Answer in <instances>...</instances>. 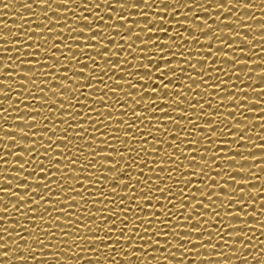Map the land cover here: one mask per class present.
Returning a JSON list of instances; mask_svg holds the SVG:
<instances>
[{
  "label": "snow or ice",
  "instance_id": "6c2138e0",
  "mask_svg": "<svg viewBox=\"0 0 264 264\" xmlns=\"http://www.w3.org/2000/svg\"><path fill=\"white\" fill-rule=\"evenodd\" d=\"M36 2L47 5L49 0ZM54 2L69 5L73 11L80 12V15L73 16L72 23H66L67 17L64 14L69 8H55L56 12L61 13L60 19L53 16L42 20L43 26L30 27L22 33H12L21 37L10 41L13 54L19 63L9 64L4 56H0V75L12 76V72H5L4 69L15 68L16 75L24 77L16 81L17 87L31 93L21 99L40 105H25L24 110L33 114L27 118L23 115L14 118L29 128H36L35 132H28L24 127H5L4 119L7 117L0 119V128L3 129V132H0V140L15 142L11 146L8 143L0 144V150L10 147L22 148L20 151L11 152V161L6 159L9 152L4 151L0 155V164L11 163L21 169L13 173L21 182L14 184L7 176L0 178L6 184H14L16 189L26 190L21 194L12 187H0V192L15 198L9 202V207L0 205V212L15 211L18 213L17 219L21 220L19 225L9 223L8 227H4L0 224V232L4 233L0 239L6 241L5 244H0V248H6L8 243H11L8 241V237L12 235L8 231L9 227H20L21 231L27 229L29 232L27 236L16 233L18 239L14 242L17 244L20 239L33 240L38 245L51 248L52 245L47 244V241H52L59 235L70 237V240H57V245L75 244L79 241V245L95 246L87 249L89 253L99 252L101 248L107 247L111 254L117 244L128 242L124 251H128L129 256H125L124 251L116 253L126 262L132 255H144L143 252H132L133 247L153 248V245H156L167 248V254L162 258L166 264H172L173 260L169 259V256L177 255L172 252L173 247L182 249L181 256L190 251L198 254L201 248L215 249L217 245L211 243L213 233L217 239L224 240L221 232L229 237L225 241L226 244L251 247L250 244L241 243L242 239L250 237L248 232L239 229L247 227L251 231L256 228L264 235V226L254 227L253 224L248 225L245 219L236 221L235 218L249 215L256 217L257 213H264V195H261L264 193V187H252L250 190L243 187L253 181L261 182V176L264 175L258 173L264 171V158L258 155H241L239 142L247 141L248 137L245 139L240 133L248 124L254 123L253 120L243 117L241 110L264 113V99L255 96L249 98L241 93L264 94V86L237 87V84L244 81L233 77L241 75L237 65L249 64L248 61L264 64V59L237 60L230 52L219 51L221 45L233 49L234 44H229L226 39L214 38L225 34L242 36L238 43L260 47L261 52H264V47L253 45V40L248 36L227 27L229 24H236L242 28H251V25H241L239 20L221 19L220 15H215V20L225 25L219 28L214 22L210 24L204 16L197 15L198 12L209 15L221 10L230 12L228 5H234L236 0H226V3L222 0H204L203 4L197 3V0H172L171 7L165 4L164 0H160V3L165 4L164 10L154 9L156 15L143 11L144 8L152 6L153 0H142V3L134 0L131 4L126 0H117L116 6L121 9L140 10L137 20L138 17H144L143 24L130 20L132 12L125 15L116 13L115 19H105L96 11L101 4L95 0L92 4H88L86 0ZM102 2L107 5L109 0ZM260 5L264 6V0H261ZM3 6L7 8L8 4L3 3ZM32 6L30 3L24 4L25 8ZM242 6L253 8L250 3H244ZM81 8L92 15H84V12L80 11ZM187 8L194 10L185 12L184 19H171L173 24H169L165 19L169 13L179 16L177 9ZM104 11L112 13L113 9L105 7ZM161 12L164 15L158 14ZM188 17H195V20ZM258 19H264V8ZM97 20L103 23H96ZM196 20L201 23L197 24ZM51 24L56 26L48 27ZM62 24L65 26L61 27ZM134 25L141 31L122 34L128 33ZM258 26L264 29V23ZM181 27L185 30L181 31ZM23 28V24L18 27ZM105 29H112L115 34L111 35ZM154 29L156 31H153ZM169 29L175 34H170ZM188 29L192 30L191 34ZM29 32L38 35H29ZM59 33L71 34L66 38ZM161 33L167 40L160 39ZM201 37L206 39L201 40ZM134 38L139 42L135 47L131 43ZM0 39L9 40V37L2 35ZM259 39L264 41V35ZM119 41H124L130 51L124 50L125 44ZM213 44L215 46H212ZM0 51L7 52L8 49L0 45ZM237 51L243 53L245 49L239 48ZM131 52L139 55L131 57ZM113 57L116 59L113 60ZM130 57L132 71H126L123 66L129 64ZM225 58L233 63L226 64ZM7 59L11 60L12 55ZM247 71L251 72L252 69ZM101 72L117 86L105 83L104 76L99 75ZM109 72L112 74L108 75ZM116 73L134 76L137 83H133L131 79H118ZM260 74L264 75V71ZM0 83L11 87L7 80H0ZM170 85L172 87H169ZM65 89L67 91H64ZM82 89L85 91H81ZM132 89L136 91L133 92ZM188 90L192 95H189ZM0 95L7 96L8 93L0 90ZM81 96L84 98L81 99ZM54 97H59V100L53 99ZM113 97L119 99H112ZM129 97L134 102L120 103L121 100L127 102ZM4 102L0 100V104ZM7 103L11 106L13 101L8 100ZM249 104L261 107H249ZM6 112L7 109L0 108V116ZM258 117L260 119L255 117V120L260 121L259 127L264 129V115ZM238 119H244L247 123H238ZM37 121L39 123H36ZM45 121L51 123L46 124ZM9 132H18L21 138L4 134ZM261 133L264 132H257L256 135L264 140ZM29 136L33 139H25ZM252 146L264 153V143L257 144L252 141ZM246 150L252 151L251 148ZM16 157L24 158L23 162ZM250 160L259 163L252 167L239 164L233 166L232 163ZM29 162L34 166L26 169ZM253 167L256 172H253ZM26 172L30 174L26 175ZM231 172L251 175L250 178L241 176L237 179ZM30 177L32 179H29ZM227 181H232V184ZM237 192L241 195H234ZM245 193L248 195L247 199L244 198ZM117 196L120 197L119 200ZM2 199L0 196V200ZM249 206L253 211H247ZM92 207H96V212L90 211ZM81 211L84 217L98 218V221L103 223L84 220L78 224L77 221H80L82 216L77 213ZM218 217H223V224ZM21 218L28 221L39 220L45 227L33 235L39 225L33 228ZM8 219L9 217L0 215V221ZM89 221L94 222L95 227ZM192 223L203 226L193 227ZM53 229H59V232ZM100 229L105 233L118 234L115 235V243H102L113 239L107 234L71 235L81 231L98 233ZM149 232L152 233L151 236L147 235ZM133 235L137 237L136 241L133 240ZM157 237H164L165 240L162 242ZM139 240L150 242L140 245ZM181 241L198 247H185ZM205 241L209 243L206 244ZM169 243L171 247H168ZM259 243L264 244V240ZM20 247L26 253L15 257L20 264H30L32 261L40 264L38 257L31 253L38 252L43 256L41 248H33L32 244ZM153 251L156 249L153 248ZM260 251L264 252V248ZM0 256L9 257L12 252H0ZM60 259L64 257L61 256ZM93 259L99 260L95 256ZM158 259L154 260L156 264ZM196 259L201 257L197 255ZM203 259L208 260L209 257ZM84 261L86 264H92L87 257ZM76 264H81V261L78 260ZM178 264H184V261L181 260ZM224 264L228 262L225 261Z\"/></svg>",
  "mask_w": 264,
  "mask_h": 264
},
{
  "label": "bare ground",
  "instance_id": "6f19581e",
  "mask_svg": "<svg viewBox=\"0 0 264 264\" xmlns=\"http://www.w3.org/2000/svg\"><path fill=\"white\" fill-rule=\"evenodd\" d=\"M86 2L88 4H92L93 0H86ZM96 3H100L101 7L99 9H96L97 12H99L101 15H103L105 17V19H108L109 17H111L112 19H115V15L116 13H119L120 15H125L128 12H132L133 16L130 17V20H137V14L140 10L137 9H130V8H125V9H121L119 7L116 6L117 4V0H109V3L107 5H104L102 0H95ZM126 2L128 4H131L134 2V0H126ZM135 2H140L142 3V0H135ZM165 4H167L169 7H171L170 3L172 2V0H164ZM181 2H183V0H181ZM222 2L226 3V0H222ZM3 3H7L8 7L4 8ZM25 3H30L32 4V8H25L24 4ZM197 3L199 4H203L204 0H197ZM244 3H250L253 4V8H245L242 6V4ZM165 4L160 3V0H153L152 6L149 8H144L143 11L145 12H149L152 13L153 15H156L157 13L154 11V9L159 8V10L163 11L164 10V6ZM261 4V0H236V3L234 5H228V7H230L231 11L230 12H223L221 11H217L212 13L211 15L206 14L204 12H198L197 15L199 16H204L206 19H208L209 23H215V26L219 27V28H223L225 27V25L221 24V22L219 20H215V15H220L221 19L224 18H228L231 20H239L241 25H251V28H242L237 26L236 24H229L227 25V27H231L233 29L234 32H240L242 33V35H246L248 36L249 39L253 40V45H259L261 47H264V41H261L259 39L260 36L264 35V29H260L259 28V24L264 23V19H258V17H261L262 15V8H264V6L260 5ZM105 7H110L113 9L112 13H107L104 11ZM55 8H69V11L67 13H65L64 15L67 17L66 23H72V17L73 16H79L80 12H76L73 11L72 8L69 5H63V4H57L54 2V0H49V3L47 5H41L38 4L36 2V0H0V36L2 35H8L9 40H4V39H0V45H4L5 47H7L8 51L4 52V51H0V56H4L5 60H7V63L9 64H15V63H19V60L16 58V55L13 54V45L12 43H10V41H14L17 39H21L20 36H16V35H12V33L15 32H24L25 30L29 29L30 27H40L43 26L41 24L42 20H48L51 17H56L57 19H60L61 13H58L55 11ZM194 9L191 8H187V9H177L179 16H174L171 13L168 14V16L165 18L167 20V22L169 24H173L174 21L173 20H182L185 18L184 13L185 12H191ZM63 11V10H62ZM80 11L84 12V15L86 16H91L92 13L84 11L83 8L80 9ZM169 11H171V9H169ZM45 13L47 15H45ZM159 15H164L163 12L158 13ZM247 17H253L254 19H247ZM189 19L195 20V17H188ZM145 21L144 17H138L137 22L143 24V22ZM96 23H103L102 21L97 20ZM117 23H120L119 21H117ZM197 24H200L201 22L199 20H196ZM23 24L24 28L23 29H18L19 25ZM56 25L51 24L48 25V27H54ZM65 26L64 24L61 25V27ZM202 26V25H201ZM181 31H184L185 29L183 27H181L180 29ZM105 31H109V34L114 35L115 33H113L112 29H105ZM133 31H141V29L136 28L135 25L132 29H129L128 33H122L124 35L130 34ZM153 31H156L155 29ZM170 34L174 35L175 32L172 29H169ZM188 31L190 32V34L192 33L191 29H188ZM227 31V30H225ZM61 35H64L66 38L71 34V33H59ZM29 35H38V33H31L29 32ZM146 38V37H145ZM117 39H119L117 37ZM161 40H167L166 37H164L161 33L160 36ZM206 38L201 37V40H204ZM214 39H226L228 41L229 44H234L235 47L233 49H229L227 47H224L223 45H221V47L219 48V51H223V52H230L233 56L236 57L237 60L240 59H244V60H256L259 61L261 59H264V52L260 51V47H253L251 45H248L247 43H238L239 41L242 40V36H228V35H222L221 37H216ZM57 43H61V41H56ZM29 43H32V41H29ZM119 43L125 44L124 41H119ZM133 43V46H137V44H139V42H136L135 38L134 40L131 42ZM198 44V42H197ZM191 47V45H189ZM212 46H215L214 44ZM61 47H63L61 45ZM239 48H244L245 52L241 53L239 51H237V49ZM126 51H130L129 49H127V46L125 44V49ZM249 53H252V55H249ZM93 55L95 53H92ZM9 55H12V59L8 60L7 57ZM57 55H60L59 53H57ZM139 55L136 52H131V57H135ZM131 57L129 64L124 65L123 67H125L126 71H132L131 68ZM31 58V57H29ZM99 59V58H97ZM113 60H115L116 58L113 57ZM177 59H179V57H177ZM226 60V64H232L233 61L231 60ZM146 62V61H145ZM2 63V62H0ZM99 63V62H97ZM249 64H243V65H237V68L240 69L241 75L239 77L234 76L233 79H238V80H243L244 83L242 84H237V87H248V88H256L258 86H264V75H261L260 72L264 71V64L261 63H254L253 61H248ZM249 68L252 69L251 72L247 71ZM5 72H12L13 75L12 76H8V75H0V80H7L11 83V87H9L6 84H2L0 83V90L7 92L8 95L7 96H3L0 95V100H4L5 102L3 104H0V108H5L7 109V112L4 113L2 116H0V119H4V117H7V119H4V124L5 127L12 126V127H24L26 129V131L28 132H35L37 131L36 128H29L27 127L23 122L21 121H17L14 118L17 115H23L25 118H27L29 115H32L33 113L27 112L24 110L25 105H28V107H40V105L37 102H33V101H24L21 99V97H23L24 95H31V93H27L25 91L22 90V88L17 87L16 81L18 79H24L23 76H18L16 75L17 70L15 68H7L4 69ZM87 71V70H85ZM112 73L109 72L108 75H111ZM99 75L104 76V82L105 83H109L112 84L113 87H116L117 85H115L112 81L108 80V76L105 75V73H99ZM117 78H123V79H131L133 81V83H137V81L135 80L134 76H128V75H124L121 73H116ZM193 75H195V73H193ZM38 78V77H37ZM227 78V77H225ZM70 83H72L70 81ZM55 86V85H54ZM41 87H43V85H41ZM169 87H172L171 85ZM64 91H67L66 89ZM81 91H85L84 89H82ZM119 91V90H118ZM133 92H135V89H132ZM189 91V95H192V92L190 90ZM198 91V90H197ZM62 95H64L62 93ZM241 95H247L249 96V98L252 97H256L258 99H264V94L261 93H254V92H247V93H241ZM47 99V97H45ZM81 99H83L84 97L81 96ZM53 99H57L59 100V97H54ZM112 99H119V97H113ZM8 100H12L13 103L11 106H9V104L7 103ZM59 102V101H57ZM60 102H64L67 103L65 101H60ZM134 102L132 100L131 97H129L128 101L125 102L123 100L120 101V103L122 104H130ZM193 103H196L197 101H192ZM102 103V102H101ZM67 106V105H65ZM52 107H56V105H52ZM95 107V105H94ZM249 107H261V105H254V104H249ZM222 110V109H218ZM61 111H65V110H61ZM179 111V110H178ZM259 111V110H257ZM171 114V113H169ZM90 115H92L90 113ZM241 115L243 117H247L248 120H253L254 123L252 124H248L247 128L244 129L243 132H241L240 134L245 136V139L248 140L247 141H240L239 142V147H241L242 151H241V155H258V157L260 158H264V153H260L261 150L257 149V148H253L252 146V141H255L257 144L260 143H264V140L259 139V137L256 135L257 132H264V129H261L259 127V124L261 123L259 120L260 118L258 116L260 115H264V113H260V112H256V113H252V112H247L244 111L243 109L241 110ZM255 117L257 120H255ZM238 123L241 124H245L247 123L246 120L244 119H238L237 120ZM36 123H39V121H37ZM44 123H51V121H45ZM58 123V121H57ZM74 123V122H73ZM183 123V121L181 122ZM143 127V125L141 126ZM71 131V129H70ZM79 131V130H77ZM234 131H237L234 129ZM0 132H3V129L0 128ZM6 135H15L17 136V139H20V134L18 132H9V133H4ZM51 134V133H50ZM261 135H264V133H261ZM25 139H33V137L29 136V137H25ZM47 142V141H45ZM3 143H8L10 146L13 145L15 142L13 141H4V140H0V144ZM82 143V141L80 142ZM63 147V146H61ZM233 147H235V145H233ZM251 148L252 151L248 152L246 149ZM22 150L21 147H10L8 149H3L0 150V155L3 154L4 151L9 152V155L6 157L7 160L11 161L13 159V157L11 156V152L13 151H20ZM98 151L100 149H97ZM41 151H43V149H41ZM16 159H20L21 162H23L22 157H16ZM251 159V158H250ZM95 162V161H93ZM45 163L47 164V161H45ZM233 166H237V164H239L240 166H246V167H252L255 164H258V161H241V162H232ZM34 165L33 163L29 162L28 164H26V169L28 168H32ZM36 167H38V165H35ZM61 167L63 168V165H61ZM141 167H143V165H141ZM5 169H7V171H5ZM21 171V169H19L18 167L14 166L11 163L8 164H0V177L2 176H7L9 180H13L14 184L21 182L19 181L14 175L13 173L19 172ZM134 171V170H133ZM145 171L147 172L148 169H145ZM253 172H256V169L253 167ZM26 175L30 174L28 172L25 173ZM135 175V173H133ZM259 175H264V171H262L261 173H258ZM99 175V173H98ZM231 175L236 176L237 179H239L241 176L245 177V178H250L249 173H240V172H231ZM29 179H32L31 177ZM219 179V178H217ZM229 184H232V181H227ZM13 185H9L3 182V179L0 178V187L3 188H8V187H12L14 191H20L21 194H23L24 191L23 189H16ZM233 186L235 187L236 185L233 184ZM246 187L247 189H251L252 187H264V176H261V182L259 181H253L251 184L243 186ZM252 191H256V189H252ZM39 194H37L38 197ZM234 195L240 196L241 194L239 192L235 193ZM261 195H264V193H262ZM0 196L3 197L2 200H0V205H3L4 207H9V202L14 201V197L0 192ZM244 198L247 199L248 195L247 193L244 194ZM252 199H256V197H251ZM78 199V198H77ZM120 197L117 196V200H119ZM43 203V202H42ZM103 203H107V201H103ZM19 207V205H18ZM35 207V205H34ZM171 207V205H170ZM96 207H92L90 209V211L92 212H96ZM244 210V209H241ZM258 211V209H256ZM20 211H25V209H20ZM75 211V210H72ZM217 211H219V209H217ZM248 212L253 211V208L251 206H249L247 208ZM78 215L82 216L80 221H77V223H83L84 220H97V224H102V221H98V218H89V217H84L83 216V212H79L77 213ZM0 215H4L6 217H9V219L7 221H0V224H2L4 227H8L9 223L12 224H16L19 225L21 220L17 219V215L18 213H16L15 211H12L10 213H3L0 212ZM29 215H32L31 213H29ZM40 215H44V213H40ZM55 215V214H54ZM98 215V214H97ZM258 216L256 217H252V216H247V217H239L237 216L235 218L236 221H239L241 219H245L247 221L248 225H252L254 227H258V226H264V213H257ZM24 220V223L26 224H31V226L33 228H36L37 225H39V228H37V232L33 233V235L38 234L44 227L45 225L43 223H41L39 220L36 221H28L26 218H21ZM63 219V218H61ZM109 219H112L111 217H109ZM218 219L221 220V224L224 223L223 221V217H218ZM90 224L93 225V227H95L94 222L89 221ZM261 223V225H257ZM193 227H198V226H203L199 223H192ZM73 227H75V225H73ZM206 227V226H204ZM242 231H246L248 232V235L250 237V239H242L241 243L243 245H252L251 247H242L240 244H226L225 241H227L229 239L228 236L224 235L223 232L220 233V235L224 236V240H219L216 238L215 234L213 233V239L211 241V243H214L217 245V247L215 249L209 248V249H204L201 248L200 252L194 253V252H187L184 253L183 256L180 255V253L182 252V249H178V248H172V252L177 253V255L175 257L169 256V259L173 260L172 264H178L179 261L183 260L184 264H224L225 261L228 262V264H264V252H261L260 249L264 248V244H260L259 241L260 240H264V235L261 234V231L256 229V228H252L251 231H249V229L247 227H242L241 229ZM8 231L10 233H12L11 236L8 237V241H11V243H8V247L6 248H0V252H12V256L9 257H4V256H0V262H2V264H9V262H11V264H20L19 261H17L15 259L16 256L19 255H25L26 253H24L21 249V245L23 246H27V244H32L33 248H41L43 250L44 255L40 256V254L38 252H32L31 255L33 256H37L38 260L40 262V264H69V262H71V264H76V262L79 260L81 261V264H86V262L84 261V258L87 257L88 260L92 261V264H156L157 260V264H166V261L163 260L162 256L167 254V248L163 247V246H156L153 245V248L156 249V251H153V248H146V247H133L131 249L132 252L135 253H140L143 252L144 255L140 256V255H132L130 256V260L128 262H126L123 257L121 256H117L116 253L124 251L125 248H127L128 246V242H123L122 244H117L116 248L114 250H111V254H109L110 250L107 247H103L101 248V250L99 252H95V253H89L87 251L88 248H92L95 247L94 245H90V244H84V245H79V241H77L75 244L73 243H60L59 245L56 244L57 240H62V241H68L70 240V237H66V236H57L56 238H54V240L52 241H47V244L52 245L51 248L49 247H45L44 245H38L35 241L33 240H28L25 241L24 239H20L19 244L15 243L14 241H16L18 239V237L16 236V233H20L21 236H27L29 234L28 230L25 229L24 231H21L20 227H9ZM53 231L55 232H59V229H53ZM68 231L70 232V229H68ZM231 231V230H230ZM93 234H99L100 236H104V235H109L112 236L113 239L112 240H105L102 243L104 245H108L109 243H115V235L118 234H113V233H105V231L103 229H100L98 231V233H93L92 231H81L78 233H71V235H80V236H85V235H93ZM183 234V233H182ZM4 233L0 232V236H3ZM141 235H144V233H141ZM147 235L151 236L152 233L149 232L147 233ZM41 239H43V236H41ZM157 239H160L162 242L165 240L164 237H157ZM231 239H238L236 237H231ZM133 240L136 241L137 237L135 235H133ZM150 241H146V240H139L138 243L140 245H146L147 243H149ZM6 241L3 239H0V244H5ZM182 244H185V247L188 248H195L198 247L197 245L191 244V243H185L184 241H181ZM205 243H209L208 241H205ZM168 247H171V244H168ZM13 249H16V251H12ZM65 249H67L65 251ZM124 255L125 256H129V252L128 251H124ZM199 255L201 257V259H196V256ZM63 256L64 259H60V257ZM93 256L98 257L99 260H95L93 259ZM204 257H209L208 260L203 259ZM30 264H37L36 261H32L30 262Z\"/></svg>",
  "mask_w": 264,
  "mask_h": 264
}]
</instances>
